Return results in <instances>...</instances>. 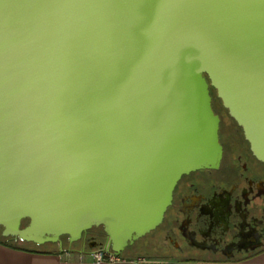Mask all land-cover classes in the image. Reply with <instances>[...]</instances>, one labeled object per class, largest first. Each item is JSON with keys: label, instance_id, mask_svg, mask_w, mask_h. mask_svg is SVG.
Instances as JSON below:
<instances>
[{"label": "water", "instance_id": "obj_1", "mask_svg": "<svg viewBox=\"0 0 264 264\" xmlns=\"http://www.w3.org/2000/svg\"><path fill=\"white\" fill-rule=\"evenodd\" d=\"M211 90L264 161V0H0L2 237L120 255L218 168Z\"/></svg>", "mask_w": 264, "mask_h": 264}, {"label": "flooded vegetation", "instance_id": "obj_2", "mask_svg": "<svg viewBox=\"0 0 264 264\" xmlns=\"http://www.w3.org/2000/svg\"><path fill=\"white\" fill-rule=\"evenodd\" d=\"M211 109L219 118L218 168L182 176L161 224L119 256L140 251L141 257L221 262L264 251V161L253 154L242 128L222 103H211ZM75 244L77 248L61 238L66 252L89 253L103 247L111 251L101 227L83 233Z\"/></svg>", "mask_w": 264, "mask_h": 264}, {"label": "crops", "instance_id": "obj_3", "mask_svg": "<svg viewBox=\"0 0 264 264\" xmlns=\"http://www.w3.org/2000/svg\"><path fill=\"white\" fill-rule=\"evenodd\" d=\"M2 237V236H1ZM82 255L83 258L79 259ZM123 260L115 263L102 264H264V251L240 260L221 262L185 260L178 258L141 257L124 255ZM0 264H95L81 251L66 252L60 248L35 249L12 247L0 238Z\"/></svg>", "mask_w": 264, "mask_h": 264}, {"label": "built area", "instance_id": "obj_4", "mask_svg": "<svg viewBox=\"0 0 264 264\" xmlns=\"http://www.w3.org/2000/svg\"><path fill=\"white\" fill-rule=\"evenodd\" d=\"M86 256L88 257V259H90L91 262L95 264L115 263V262H120L123 260L121 256L116 255L113 252L106 250L104 247L98 248L89 253H86ZM82 258L83 256L80 255L79 259H82Z\"/></svg>", "mask_w": 264, "mask_h": 264}, {"label": "rangeland", "instance_id": "obj_5", "mask_svg": "<svg viewBox=\"0 0 264 264\" xmlns=\"http://www.w3.org/2000/svg\"><path fill=\"white\" fill-rule=\"evenodd\" d=\"M212 103H220V102H218L216 99L214 100L213 99V102ZM0 233H1V235H0V238H2L1 236H2V232H1V229H0ZM17 244H18V246H20V247H27V248H35V249H51V248H54V247H52V245L50 246L49 244H46V245H42V246H37V245H32V244H27V245H22V243H20V242H17ZM73 246L74 247H76L77 248V245L74 243L73 244ZM59 247V246H58ZM135 256H141V255H144V253H142V252H140V251H136L135 253Z\"/></svg>", "mask_w": 264, "mask_h": 264}, {"label": "trees", "instance_id": "obj_6", "mask_svg": "<svg viewBox=\"0 0 264 264\" xmlns=\"http://www.w3.org/2000/svg\"><path fill=\"white\" fill-rule=\"evenodd\" d=\"M212 95H214L215 96V92L212 90ZM2 239H3V241H4V243L6 244V245H9V246H12V247H17L18 246V244H17V242H20L19 240H14L13 238H3L2 237ZM20 243H22V245L24 244V245H27V243H24V242H20ZM50 246L52 245V247H54V248H58L55 244H49ZM19 247V246H18ZM52 249V248H51ZM62 250V249H61Z\"/></svg>", "mask_w": 264, "mask_h": 264}]
</instances>
